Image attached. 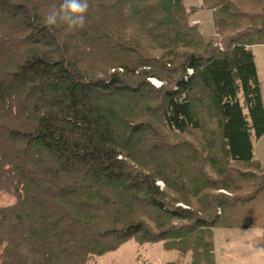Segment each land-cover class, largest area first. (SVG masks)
<instances>
[{"label": "trees", "instance_id": "trees-1", "mask_svg": "<svg viewBox=\"0 0 264 264\" xmlns=\"http://www.w3.org/2000/svg\"><path fill=\"white\" fill-rule=\"evenodd\" d=\"M184 1L89 0L83 28L49 30L60 0H0V264H100L128 241L216 264L214 228L264 229V0Z\"/></svg>", "mask_w": 264, "mask_h": 264}, {"label": "rangeland", "instance_id": "rangeland-1", "mask_svg": "<svg viewBox=\"0 0 264 264\" xmlns=\"http://www.w3.org/2000/svg\"><path fill=\"white\" fill-rule=\"evenodd\" d=\"M184 5L186 6V8H197L199 7L200 2L198 0H186L184 1ZM189 21L198 24L199 32L202 35L207 36L213 33L212 37H215L217 40L215 42L216 45L218 47H221L223 38H221L222 36L220 37V35L214 33V24L211 11L202 9L197 10L193 13V15L190 16ZM251 49L254 55L257 77L260 81L263 102L264 45H253L251 46ZM150 80L154 83L155 86H159L161 84L155 78H151ZM162 133L166 135L170 134L169 132H165L164 130H162ZM261 137L253 140V147L255 148V152L253 149V156L254 159L257 160L261 165H264V158L259 159L260 156L258 153L259 144H264V138L259 141ZM176 138H174V140H176ZM184 138H187V136ZM255 174L259 175L258 172H256ZM213 175L216 176L215 174ZM249 183H251L252 185L247 186L244 189V192L248 193L252 190L250 196H255L253 198L254 201H252V204L255 206V208H257L258 206V208L263 209L261 208L262 197L258 195L259 189H254L252 187L254 183V177L250 180ZM158 184L163 187L162 182H158ZM217 192L224 191L218 190ZM166 193L168 197H172V194L168 190ZM14 203L15 197L13 195H10L5 191H0V207L12 205ZM257 232H261L262 235L257 236ZM213 240L216 264H259L260 260L264 259V229L214 228ZM176 257L177 255L175 251L163 249L160 243L140 245L134 241H128L122 244L118 249L106 253L100 258H97V262H99L100 264H166L169 261L175 260Z\"/></svg>", "mask_w": 264, "mask_h": 264}, {"label": "clouds", "instance_id": "clouds-1", "mask_svg": "<svg viewBox=\"0 0 264 264\" xmlns=\"http://www.w3.org/2000/svg\"><path fill=\"white\" fill-rule=\"evenodd\" d=\"M89 7V0H60L43 15V26L51 30L57 25H64L70 30H78L86 24V13ZM262 235L261 232L256 233Z\"/></svg>", "mask_w": 264, "mask_h": 264}, {"label": "crops", "instance_id": "crops-1", "mask_svg": "<svg viewBox=\"0 0 264 264\" xmlns=\"http://www.w3.org/2000/svg\"><path fill=\"white\" fill-rule=\"evenodd\" d=\"M209 35H211V34H209ZM263 103H264V101H263ZM263 138H264V135L260 138L259 141H261ZM253 149H254V152H255V148L254 147H253ZM258 153H259V156H260L259 159L264 158V144H259V146H258ZM259 264H264V259H261Z\"/></svg>", "mask_w": 264, "mask_h": 264}]
</instances>
